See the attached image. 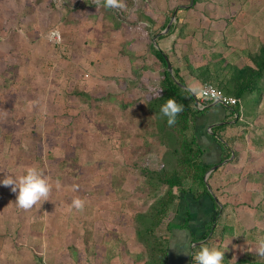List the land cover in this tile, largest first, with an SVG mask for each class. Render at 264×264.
<instances>
[{"label":"rangeland","instance_id":"obj_1","mask_svg":"<svg viewBox=\"0 0 264 264\" xmlns=\"http://www.w3.org/2000/svg\"><path fill=\"white\" fill-rule=\"evenodd\" d=\"M192 1L117 0L122 7L106 8L101 0H0V179L36 167L51 186L47 201L29 209L0 186V264H109L121 246L114 251L112 234L134 228V216L163 197L166 187L148 177L169 153L148 110L146 91L161 72L154 35L183 73L177 59L194 71L206 53L224 54V24L250 26L238 64L264 46V0ZM259 101L242 102L241 120L264 121ZM206 179L222 200V188ZM75 198L82 209L71 207ZM117 237L132 239L127 231Z\"/></svg>","mask_w":264,"mask_h":264},{"label":"crops","instance_id":"obj_2","mask_svg":"<svg viewBox=\"0 0 264 264\" xmlns=\"http://www.w3.org/2000/svg\"><path fill=\"white\" fill-rule=\"evenodd\" d=\"M237 24L238 27L235 28L224 24L230 30L228 33L221 31L219 34L223 33L224 41L228 45L236 42L235 45H238L239 49L232 50V47L227 45V48L222 51L224 53L222 55L213 53L204 55L207 59L204 64L209 66L211 72H219L221 80H227L229 77V69L224 68L225 64H238L239 60L237 59L246 51L248 41L253 38L244 29L250 27L249 25H243L240 21ZM211 28L209 26L205 28L209 36L213 35L210 33ZM233 33L237 34L235 38ZM209 36L208 38H210ZM230 51L233 52L232 59L225 55ZM209 57L213 60L216 59L218 65L212 66L213 60H208ZM138 75L142 77L143 73L140 72ZM188 79L192 81L191 84L188 83ZM188 79L185 80L187 88L192 89V91L195 88L199 89L194 80ZM137 82L141 83L142 81ZM262 83L264 84V78ZM141 84L144 85V83ZM258 113L264 118V95L259 102ZM227 116V112L216 107L210 110L202 121L197 123L200 127L197 126L195 135L197 137V134L200 133L202 137L201 147L205 150L203 151V158L209 164L218 163L224 156V148L219 143H215L209 135L213 127L222 125L223 122L227 123L228 126L232 125L233 121L228 122ZM241 119L235 129L230 130L227 127L226 130L218 132L219 137L224 139L234 137V150L231 151L230 158L212 167L206 177L210 181V187L216 184V187L222 188L224 192L222 200L214 195L216 204L219 206L215 224L211 228L209 227L214 221V215L211 214L209 204H205L204 201L193 203L186 200L184 209L181 208L182 211L177 217L180 216L183 223V218L186 217L185 213L189 212L192 217L189 226L190 231L179 227L182 225L181 222L175 223L174 221L176 226L168 234L167 264H192L191 257L183 251H197L202 244L215 245L223 251L225 250L224 245L229 240L230 242L224 252L225 261L228 264H264V254H259L257 251L259 242L264 240V121L253 123ZM206 178L205 180H207ZM228 197H230L229 200H227ZM121 225H124V222ZM207 228H210L208 234ZM118 229L117 232H114L115 234H112L114 236L112 248L114 247L115 251L116 242L119 241L120 250L118 253L111 254L109 264H123L125 260L128 264H133L139 257L142 258V264L143 260L145 261L144 264H147L144 249L136 242L137 234L134 228L129 231L122 230L120 227ZM126 231L132 239L125 241L123 237L120 239L117 237V234L123 236V232ZM206 234L205 239L199 240ZM192 237L198 241L193 243Z\"/></svg>","mask_w":264,"mask_h":264},{"label":"trees","instance_id":"obj_3","mask_svg":"<svg viewBox=\"0 0 264 264\" xmlns=\"http://www.w3.org/2000/svg\"><path fill=\"white\" fill-rule=\"evenodd\" d=\"M101 1L104 2V0ZM192 5H195V0L192 1ZM167 24L168 22L163 26L164 29ZM174 27L173 25L172 28ZM155 37L156 41L151 45L154 56L161 64V72L155 89L146 91L148 110L155 118L161 136L165 138V145L169 153L166 164L158 170H149L151 175L148 177L152 178L158 185L165 186L166 192L145 212L136 214L133 223L137 234L136 242L144 249L147 264H167L168 234L176 226L172 216H178L176 212L179 213L181 208L184 209L186 200L193 203L204 201L205 204H209L211 214L214 215V221L209 227L211 228L215 224L219 206L216 204L215 196L210 194L211 189L204 178L212 167L230 158L231 151L234 150V137L224 139L217 135L218 132L226 130L227 127L233 130L239 125L244 114L243 101L254 99V97H257L259 101L264 95V84L262 83L264 78V46H261L255 54H249L246 61L241 64L229 65L226 63L224 68L229 69L227 80H221L220 73L211 72L208 65L197 66L193 71L188 66L186 58L177 59L179 63L184 64L186 76L194 80L199 88L203 84H210L221 91L224 97L235 100V104L226 106L212 105V101L208 100L203 103L202 110H197L195 108L197 95L190 88H187L182 68L173 65L169 61L167 53L158 47V40L164 37L159 36V33L155 34ZM175 44L173 43L172 51L175 50ZM167 61L171 65V73L167 70ZM158 89L162 91L159 96H156L155 91ZM169 98L176 100L184 107V110L177 114L175 124L171 126L167 124V117L162 116L159 111L161 105ZM216 107L227 112L228 122L233 121V123L228 126L227 123L223 122L222 125H217L210 130L209 137L215 143H219L225 152L218 163L209 164L203 158V151L205 150L202 149L201 143L195 135V130L198 126L197 123L202 121L205 115ZM134 166L136 167V164ZM142 171L145 174L148 172L146 169ZM185 216L182 225L179 227L190 231L189 226L192 217L189 212H186ZM210 228H207V234ZM207 234L199 240L205 239ZM192 241L194 243L198 240L192 237ZM224 260H226L225 257ZM223 264H228V262L224 261Z\"/></svg>","mask_w":264,"mask_h":264},{"label":"clouds","instance_id":"obj_4","mask_svg":"<svg viewBox=\"0 0 264 264\" xmlns=\"http://www.w3.org/2000/svg\"><path fill=\"white\" fill-rule=\"evenodd\" d=\"M99 3V0H97ZM104 7H122L117 0H104ZM51 39V36H49ZM192 90V89H190ZM162 90H156L155 95L159 96ZM184 110L182 104L177 103L176 100L169 98L160 107V114L167 117V124L169 126L175 124L177 114ZM0 186H11V191L16 194L15 203L18 207L23 209H29L33 205L40 202L47 201L51 186L48 179L43 176L42 172L36 167H29L27 170L18 176H4L0 179ZM42 205V203H41ZM84 206V201L75 198L72 201L71 207L77 210L82 209ZM230 240L224 245L225 250H221L219 247L207 244H202L197 251L188 252L183 251L185 254L191 257L192 264H223L224 252L227 249V245ZM259 254H264V240H261L257 249Z\"/></svg>","mask_w":264,"mask_h":264},{"label":"built area","instance_id":"obj_5","mask_svg":"<svg viewBox=\"0 0 264 264\" xmlns=\"http://www.w3.org/2000/svg\"><path fill=\"white\" fill-rule=\"evenodd\" d=\"M51 36V41L55 44L59 42L60 40V35L56 32H51L49 34ZM212 101L214 104H219V105H233L235 104V100L232 98H227L224 97L221 91L216 89L214 86L210 84H203L198 91L197 94V102L195 104V108L197 110H202L203 109V103L205 101Z\"/></svg>","mask_w":264,"mask_h":264},{"label":"water","instance_id":"obj_6","mask_svg":"<svg viewBox=\"0 0 264 264\" xmlns=\"http://www.w3.org/2000/svg\"><path fill=\"white\" fill-rule=\"evenodd\" d=\"M173 18H174V16H173ZM172 18V19H173ZM171 19V20H172ZM171 24V23H170ZM170 24H169V26H170ZM169 28V27H168ZM168 28H166L165 30H167ZM167 70L171 73L172 72V68H171V65H170V63L167 61ZM212 104H214V103H212ZM210 172H208L207 174H206V176H205V178L208 176V174H209ZM205 178H204V181L206 182V180H205Z\"/></svg>","mask_w":264,"mask_h":264}]
</instances>
